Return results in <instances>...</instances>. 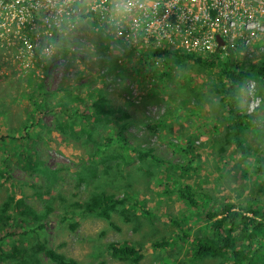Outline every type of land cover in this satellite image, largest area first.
<instances>
[{"label":"rangeland","instance_id":"374dc122","mask_svg":"<svg viewBox=\"0 0 264 264\" xmlns=\"http://www.w3.org/2000/svg\"><path fill=\"white\" fill-rule=\"evenodd\" d=\"M139 1L142 2H131V4L126 0H110L105 4H100L96 1L99 11L104 14V20L101 22L93 18L83 24L86 28L88 27L85 30L89 42L86 40L79 51L63 48L68 43L67 39L57 36L58 31L55 28H49L44 23L36 24L33 17L13 16L12 21L9 18L0 17V204L8 194L14 193L16 198L23 195L26 203L35 210L51 209L42 222L47 233L48 244L56 251L75 259L78 264H96L97 262H103V264L198 263L188 245L182 244V247L179 245L178 228L169 220V211L173 207L176 208L173 202L175 196L169 199L168 192L166 194L160 192L163 185L167 183L162 172H157L148 179L141 177L138 180H132L133 185L140 191V194L136 193L132 197H148L146 204L150 205L151 217L144 215L142 208H137L136 213L142 215L133 224L132 222L126 223L116 210L112 211V218H110L112 225L107 219L91 215L77 217L79 222L73 230L66 223H62L60 220L62 206L66 205L69 210H72L74 207L69 206L71 200L81 201L87 198L90 190H96V185L106 179L104 170L106 166L99 158H95L96 162L85 160V164L91 163L92 166L97 167V175L94 179L90 178L88 183L80 182L76 176V170L79 168L81 157L84 155L83 158L86 159V147L75 146V143L79 142L78 139H65L61 131L53 126L52 113H45L41 118H33V115H36L33 101L37 100L38 84L41 83L45 84L48 90H56L59 86H63L62 83L68 81L75 93L80 92L82 98H86L84 102H87V109L90 112L93 107L101 106L97 95L88 99L87 94L90 93L92 85L94 90H97L98 81L97 83L94 81L100 67L93 65V62L98 61L100 65H104L106 60L104 54L107 50L108 69H100V72L106 71L108 80L105 89L110 98L109 102L114 106L120 105L134 118V121L124 131L128 142L152 147L153 152L172 161L182 157L179 151L168 146L167 142L159 137L158 131L151 132L145 125L154 123L157 118L165 114L166 110H168L167 116H163V121L167 124V129L159 127L161 134L166 131L170 133L168 129L171 128L172 134L181 132L184 136L188 133L186 129H190L189 132H195L196 126L201 124L206 131L198 135L196 142L209 140L212 137L218 140L223 138L221 134L226 125L225 115L227 113L221 102H218L221 94L214 89L215 83L220 79L219 74L207 62L198 64L187 59L184 66L180 67L169 59L170 53L180 54L190 50L193 53L206 55V50L203 51L195 43V37L208 43L206 49L211 50L209 54L216 53L220 58L228 54L223 49L226 48L225 43L221 44L222 48L217 45L216 34H205L201 30L198 31L199 24H188V21L181 17L178 19L172 17L176 16L172 14V11L179 15L182 13L181 8L185 7L186 11H190L187 6H199L202 1ZM106 4L107 9L104 8ZM251 4L254 5L253 2ZM166 5L170 8L176 5L178 7L170 9L168 15L170 17L160 21L157 16L162 14L161 8H167ZM202 17L205 18L203 15ZM128 20H130L129 23ZM121 23L129 24L126 30L121 28ZM149 23L152 26L151 29H148ZM231 23L234 26L232 39L236 45L243 44L241 34L245 27L253 26L259 30L258 34H253L248 39L245 46L250 53L249 58L243 59L238 53L240 63L248 61L256 64L264 63V11L250 10L249 15L237 12L231 17ZM260 30L262 35H260ZM45 31L52 32V35H48ZM217 34L225 35L220 31ZM228 37L231 38L229 32ZM58 41L59 43L56 44ZM45 47H50L53 52L56 51L58 62L52 65L46 63L49 55L43 52ZM159 47L166 51L162 52V55L154 54L153 51ZM140 58L144 60L140 61ZM168 65L171 66L169 75L159 78L158 72L165 70L164 68ZM117 71H121L123 76L117 74ZM108 72L111 73L107 74ZM87 79L94 83L89 88L83 84ZM147 91L151 94H146ZM56 92L58 93L55 98L62 93L60 90ZM126 99L131 100L132 103H127ZM227 100L225 97L224 101ZM84 102H78V106H84ZM237 106L242 112L251 115L257 127L261 125V137L264 139V124H262L264 121V113L262 114L264 111V79L260 85L256 80L249 79L239 94ZM62 109L63 106H57L55 112L59 113ZM102 112L104 111L99 113L101 121H99L100 125L96 129V134L100 141L104 142L102 135L107 136L108 128L101 133V136L99 132L105 126L112 125L111 119L119 112L115 111L113 114L111 110ZM173 115L178 118L175 119ZM39 119L42 126L36 123ZM78 127L79 124L75 125L74 129ZM244 134L253 145L251 153L241 152L234 144L223 152L221 158L216 148H210L212 151L209 152H207L208 149L197 150L202 159V168L198 173L200 176L207 177V182L200 181L226 196L230 195L229 193L234 194V191L242 192L243 196L257 195L254 192L259 191L264 198V174L256 176L257 172H254L248 164L252 158L257 157L261 145L255 142L254 128L247 127ZM7 135L22 137L21 144L28 139V144L33 145V154L35 151L41 154L46 166L55 168L58 164L63 165L54 182L46 187L47 182L43 174L38 171L31 175L29 173L32 170L22 169L17 160L19 156L14 154V144L3 137ZM123 145L115 143L111 147L112 154L118 159L122 158L126 152L129 158L133 155L131 149ZM107 163L112 164L113 162L107 161ZM136 164L132 160L126 163L120 162L124 174L131 169H134V173L136 170L132 166ZM36 181L41 184L39 189L33 185ZM167 199L170 202L168 201L169 206L166 208ZM133 200L130 198V202ZM208 204L210 203L204 205ZM145 205L144 209L147 207ZM132 207L129 206L128 215H131ZM134 225L137 229H134ZM4 231L19 233L22 227L9 224ZM203 233L199 230L198 234ZM164 237L169 238L168 241L172 240L171 243L153 244V241H160ZM11 238L16 239L18 235L7 237L6 241ZM29 240L31 241L30 237ZM112 241L131 242L135 249L141 245V249L138 250L142 254L141 258L134 261L135 263L115 258L116 256L111 255V250L105 247L108 242ZM26 244L28 242H24V245ZM39 258L40 264H54L43 253L39 254ZM0 264L6 263L0 260Z\"/></svg>","mask_w":264,"mask_h":264},{"label":"trees","instance_id":"16d2710c","mask_svg":"<svg viewBox=\"0 0 264 264\" xmlns=\"http://www.w3.org/2000/svg\"><path fill=\"white\" fill-rule=\"evenodd\" d=\"M165 51L164 48L159 47L153 53L162 55L161 53ZM237 52L232 49L222 58L216 53L209 55H201L191 51L180 54L170 53V61L177 66L183 67L187 59L198 64L207 62L219 74L220 79L215 83L214 89L221 94L218 102H221L227 113L221 140L212 137L209 140L196 142L198 135L206 131L201 124L196 126L195 132H189L190 129H186L188 133L184 136L181 135V132L172 134L171 128L168 129L170 133L166 131L161 134V131L158 130L159 127L167 129V124L163 119L167 116L168 110L165 111L164 117L157 118L154 123L145 124L151 132L156 133L158 131L159 137L165 140L168 146H172L182 154V157H178L175 161L153 152L152 147L139 146L127 141L124 131L134 121V118L120 105L114 106L109 102L110 98L105 89L108 80L106 71L100 72L98 68L95 81L92 79L95 83L98 81L99 84L100 82L99 86L98 84L96 86L97 90H94L92 85L94 83L90 79L83 83L87 88L92 85L90 93L87 94L88 99L97 95L101 103V106L93 107L92 112L87 109L88 104L84 102L86 98H82L80 92L75 93L68 81L56 89L62 91L56 98L55 95L58 93L56 90H48L45 84H38L37 100L33 101L36 115H33V118H41L45 113H52L53 126L61 131L65 139H78L79 142L78 144L75 143V146L86 147V159L83 158L84 155L82 154L79 168L76 170V176L80 182L88 183L90 178L94 179L97 175V167L92 166L91 163L85 164V160L96 162L95 158H99L106 166L104 168L106 179L96 185V190H90L86 199L71 200L69 206L74 207L72 210H69L66 205L62 206L61 222L66 223L73 230L79 222L77 217L91 215L92 217L107 219L112 225L110 218H112V211L116 210L126 223L132 222L133 224L142 215L136 213L135 209L137 208H142L143 214L151 217L150 205L146 204L148 197H132L136 193L140 194L132 180H138L141 177L148 179L155 173L162 172L167 183L163 185L160 192L165 194L168 192L170 194L168 198L175 196L173 202L176 208L173 207L169 211V220L178 228L179 245L181 247L182 244L189 246L194 258H197L198 263L196 264H264L263 194L258 191L254 192L258 196H243L242 192L236 193L232 189L234 194L229 193L230 195L226 196L218 190H214L212 186L205 185L202 181L207 182V177L205 175L200 176L198 173L202 168L201 154L197 152L198 149H208L207 152H209L212 151L210 148H216L220 158L231 144H234L241 152H253L250 139L244 136L245 130L250 127L255 129V142L259 143L261 147L257 157L252 158L248 164L254 172H257L256 176L264 174V139L261 137V125L259 124L260 126L257 127L258 125L252 120L251 115L242 112L237 106L239 94L249 79H254L259 85L261 84L264 79V63L256 64L250 61L240 63ZM104 57L106 63L109 56L105 53ZM143 60L140 58V61ZM93 65L99 66L100 63L94 61ZM164 69L158 72L159 78L168 76L171 66L168 65ZM116 73L123 76L121 71ZM146 94H151V92L147 91ZM155 94L157 95V93ZM225 97L228 99L227 101H224ZM126 100L127 103H132L131 100ZM80 101L84 102L85 105L78 106ZM57 106H63L59 113L55 112ZM106 110H111L112 114L117 111L119 114L111 119L112 125L105 126L99 132L101 136V133L108 128L107 136L102 135L105 140L101 142L96 134V129L100 125L99 121H101L100 111L105 113ZM173 117L178 118L175 115ZM36 123L42 126L40 119ZM77 124H79L78 129H74ZM3 137L14 144V154L19 156L17 160L22 169L32 170L29 173L31 175L33 172L38 173L39 171L47 182L46 187L49 183L54 182L63 165L58 164L55 168L46 166L41 154L37 151L33 154V145L32 143L28 144V139L24 144H21L22 137H10L9 135ZM175 138L178 140L175 141ZM115 143L124 144L130 148L133 153L130 155L131 159L128 152L119 159L113 155L111 147ZM131 160L137 163L132 166L136 171L133 173L134 169H131L124 174L120 162L126 163ZM107 161L113 163L108 164ZM33 185L38 189L41 187L38 181L34 182ZM45 191L48 192V190ZM130 198L134 200L130 202ZM169 199L165 202L166 208L169 206ZM204 202L210 204L204 205ZM144 205L147 206L146 209H144ZM129 206H133L130 211L131 215H128ZM50 212L51 209L49 208L35 210L26 203L23 195L16 198L14 193L8 194L0 204V260L5 261L6 264H40L39 254L43 253L54 264H78L75 259L56 251L48 244L47 233L42 222ZM9 224L22 227V231L6 233L4 229ZM133 227L137 229L136 225ZM199 230L204 233L198 234ZM13 235H18V238H11V240L6 241L7 237ZM168 240L169 238L164 237L160 241H153V244L166 245L172 241ZM24 242H28V244L24 245ZM105 247L111 250V255L116 256L115 258L132 263H135L134 261L142 256L138 251L141 249V245L135 249L131 243L112 241L108 242ZM96 264H103V262Z\"/></svg>","mask_w":264,"mask_h":264},{"label":"built area","instance_id":"2783aa9c","mask_svg":"<svg viewBox=\"0 0 264 264\" xmlns=\"http://www.w3.org/2000/svg\"><path fill=\"white\" fill-rule=\"evenodd\" d=\"M96 1L100 4H105L106 1L110 0H0V17L9 18L10 21L13 20L11 18L13 16L23 15V17H33L36 24L42 25L44 23L49 28L57 29L58 32L56 35L61 39L63 37L67 39L68 43L66 46L71 51H79L81 45L86 40L88 41L86 31L88 27L86 28L83 24L93 18H97L101 22L104 20V14L99 11ZM128 1L136 3L142 2L139 0ZM222 2H226L229 6L234 3L242 8L257 12L264 11V0H260V4L258 5L259 0H202L201 5L197 8L198 14L191 16L190 20L194 24H199L200 30L205 34H217L218 31L224 30L225 34L229 32L232 37L230 27H226L220 17L210 15V13L208 14L213 9L218 11L220 3ZM252 2L254 5L251 4ZM175 7H178V5L173 8ZM104 8L107 9V4ZM186 10L187 8L185 7L180 9L181 12ZM108 12L110 13V11ZM186 12L190 13V11ZM202 15L205 17V20H203ZM129 22L130 20H128ZM128 23H121V28L126 30L129 25ZM45 32L48 35H52V32ZM241 35L243 36V41L247 42L248 37L244 34ZM50 51V47L43 49V52L46 53Z\"/></svg>","mask_w":264,"mask_h":264},{"label":"bare ground","instance_id":"6f19581e","mask_svg":"<svg viewBox=\"0 0 264 264\" xmlns=\"http://www.w3.org/2000/svg\"><path fill=\"white\" fill-rule=\"evenodd\" d=\"M128 3H131L130 1H128V0H126ZM202 1V0H201ZM127 3V4H128ZM132 4V3H131ZM188 8H189V10H190V13H187L186 11H184V12H182V13H180L179 15L177 14V13H175V12H173L172 11V14H174V15H176V16H172L174 19L175 18H177L178 19V17H181V18H183V19H185V21H188V24L189 23H192V24H194L191 20H190V17L191 16H193V15H196V14H198V11H197V8H198V6H196L195 5V7H194V5H189V6H187ZM230 8V11H231V13L228 15L227 13H226V10H227V8ZM216 8H218V6H216ZM162 9V14L161 15H159V16H157L159 19H160V21H164L165 19H167L168 17H170V16H168L169 14H170V8L169 7H164V8H161ZM238 12V14H242V15H249L250 14V9H246V8H242V7H240L239 5H236V4H234V3H232L231 4V6H229V5H227V3L226 2H222V3H220V7H219V9H218V11H216V9H213L212 11L210 10L209 12H208V14L209 13H212V15H215L216 17H220L222 20H223V22H224V25L226 26V27H230V31H231V33H233V28H234V26L233 25H231V17L233 16V15H235L236 13ZM203 20H205L204 18H203ZM198 25V24H197ZM152 28V26H151V24L149 23V25H148V29H151ZM196 28H197V26H196ZM229 29V28H228ZM198 31H200V27L198 28ZM261 31V30H260ZM220 32H222V33H225V31L224 30H220ZM216 38H217V40H218V43H217V45L219 46V47H221V44L223 43L222 42V40H221V36L219 35V34H216ZM232 38H233V36H232ZM194 41H195V43L204 51V50H206L205 52H206V55H209V51H211V50H207L206 48L208 47L205 43V41H202L200 38H197V37H195L194 38ZM223 45V44H222ZM213 46H214V44H213ZM218 47V48H219ZM222 48V47H221ZM234 48V47H233ZM213 49V48H212ZM220 49V48H219ZM223 49H225V48H223ZM215 50V52H216V49H214ZM221 50V49H220ZM191 51V50H190ZM188 52V51H187ZM205 54V53H204ZM214 59H215V57H214Z\"/></svg>","mask_w":264,"mask_h":264},{"label":"clouds","instance_id":"9594fccd","mask_svg":"<svg viewBox=\"0 0 264 264\" xmlns=\"http://www.w3.org/2000/svg\"><path fill=\"white\" fill-rule=\"evenodd\" d=\"M226 13L229 15L230 13H231V11H230V8L228 7L227 8V10H226ZM232 25V24H231ZM244 31H243V34L245 35V36H247L248 37V39L254 34V35H256V34H258V32H259V30L257 29V28H254L253 26H249V27H245L244 29H243ZM260 35H262V32L260 31ZM221 40H222V42L223 43H225V45H226V48H225V50H226V52L228 53V52H230L232 49H233V51H238L237 53H239V54H241V56L243 57V59H246V58H249V56H250V53L247 51V49L245 48V46H246V44H247V42H244L243 41V44L242 45H236L235 44V42L233 41V39H232V37L231 38H229L228 37V34H225V35H222L221 36ZM57 44V43H56ZM236 47V48H233V47ZM58 48H59V46H58ZM63 48H68L67 46H65V47H63ZM56 53V51H50V52H48L47 53V55H49V59L46 61V63H48V65H52V64H55L56 62H58L59 60H58V55H56L55 54ZM106 53H107V50H106ZM247 56V57H246ZM239 58V57H238ZM109 59V58H108ZM108 61L109 60H107V62L105 63V65H99V67H100V69H108ZM99 63V62H98ZM66 79V78H65ZM41 81H43L42 79H41ZM248 147V146H247ZM245 153V152H244ZM246 153H248V152H246ZM129 243V242H128ZM131 243V242H130ZM129 243V244H130ZM132 245H133V243H131Z\"/></svg>","mask_w":264,"mask_h":264}]
</instances>
